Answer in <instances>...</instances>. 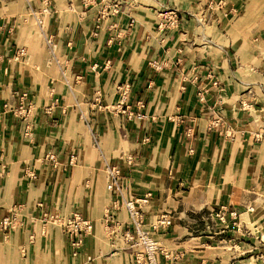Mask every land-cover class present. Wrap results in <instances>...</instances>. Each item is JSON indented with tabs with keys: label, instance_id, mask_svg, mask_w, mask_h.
I'll return each mask as SVG.
<instances>
[{
	"label": "crops",
	"instance_id": "1",
	"mask_svg": "<svg viewBox=\"0 0 264 264\" xmlns=\"http://www.w3.org/2000/svg\"><path fill=\"white\" fill-rule=\"evenodd\" d=\"M162 1L0 0V264H137L108 164L124 198L150 193L160 264L264 251V98L205 42L203 6ZM74 212L92 223L77 251L60 225Z\"/></svg>",
	"mask_w": 264,
	"mask_h": 264
},
{
	"label": "rangeland",
	"instance_id": "2",
	"mask_svg": "<svg viewBox=\"0 0 264 264\" xmlns=\"http://www.w3.org/2000/svg\"><path fill=\"white\" fill-rule=\"evenodd\" d=\"M190 2L191 6L204 7L200 14L203 19L214 21L205 27V42L217 43L227 55L235 54L233 65L240 69L241 78L247 82L252 80V85L257 86L256 90L264 98V0ZM162 3V6H170L172 1L165 0ZM241 264H264V251H258Z\"/></svg>",
	"mask_w": 264,
	"mask_h": 264
},
{
	"label": "built area",
	"instance_id": "3",
	"mask_svg": "<svg viewBox=\"0 0 264 264\" xmlns=\"http://www.w3.org/2000/svg\"><path fill=\"white\" fill-rule=\"evenodd\" d=\"M177 18H170L168 25H175ZM19 53H23V49H19ZM203 92H198V97L202 98ZM5 108H11L14 113L21 108L10 107L4 104ZM134 113L132 111L127 112V118H132ZM107 168V188L114 194L112 208L117 205L122 204L128 211L131 223L134 226V234L137 244H139L140 249L136 252L135 259L137 264H160L158 259V252L160 251V244L156 241L148 232V230L142 227V209L143 205L147 203L150 193H146L143 197H134L132 195L128 197H123L121 188V173L120 168L115 164H108ZM216 216L224 220L225 210L219 209ZM230 215L235 216L236 212L230 211ZM52 219H61L56 215L50 216ZM2 226L9 230L13 227L14 218L7 216L2 219ZM171 224V218L167 214H163L159 217L155 224H153V229L165 230ZM61 229L63 233L67 236L71 246L75 248V251L81 246L83 238L92 230V223L81 217L78 213H72L66 218H62ZM133 238L132 236H130Z\"/></svg>",
	"mask_w": 264,
	"mask_h": 264
}]
</instances>
